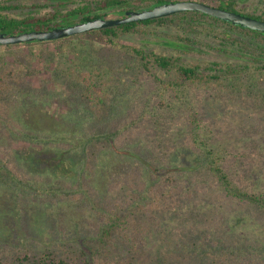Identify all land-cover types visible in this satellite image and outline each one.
Here are the masks:
<instances>
[{"label": "trees", "instance_id": "trees-1", "mask_svg": "<svg viewBox=\"0 0 264 264\" xmlns=\"http://www.w3.org/2000/svg\"><path fill=\"white\" fill-rule=\"evenodd\" d=\"M176 1H198L264 22V0H255L258 4L253 10L240 0H0V33L16 35L95 18L116 19L123 17L121 12ZM130 37L140 42L127 40ZM23 45L29 48L30 63L36 57L45 69L57 63L56 81L62 83L68 102L81 106L85 164L74 185L45 184L36 189L23 178L21 167H11L0 155V186L3 192H15L19 203L35 197L48 202L71 199L76 210H87L90 215L86 221L72 223L82 235L79 242L18 255L9 264H223L232 247L226 243L213 247L212 236H205L199 218H207L208 212L189 200L190 188L203 180L207 187L213 182L216 192L263 212L264 193L244 191L232 180L223 166L226 151L211 141L212 129L198 111L186 120L195 167H172L169 155L164 157L155 144L144 155L141 148L129 149L140 159L142 169H127L107 193L89 185L85 173L94 176L102 150L120 151L125 146L117 139L120 125L116 117L121 115L116 104L126 95L137 99V90L132 88L143 86V81L154 87L159 106L170 111L188 106L189 94L202 90L264 112V32L187 11L53 41L0 45L5 48V56L0 57V99L6 93L8 100L9 87L21 83L18 70L27 63L19 56ZM212 54L229 59L214 60ZM182 129L185 131V125ZM176 205L190 214L182 216L180 228L167 215ZM200 209L204 213L195 214Z\"/></svg>", "mask_w": 264, "mask_h": 264}, {"label": "rangeland", "instance_id": "rangeland-1", "mask_svg": "<svg viewBox=\"0 0 264 264\" xmlns=\"http://www.w3.org/2000/svg\"><path fill=\"white\" fill-rule=\"evenodd\" d=\"M240 2L249 10L258 4L255 0ZM127 40L140 42L135 37ZM28 49L23 45L19 53L27 62L18 70L21 83L9 87L8 100L6 93L0 99V155L11 167H21L25 172L23 178L36 189L45 184L74 185L78 170L85 164L82 108L68 102L62 83L56 81L57 63L49 69L38 63V57L30 63ZM4 51L0 47V57L5 56ZM34 53L39 54V46L34 47ZM211 56L214 60L229 59L218 54ZM146 82L132 88L137 90V99L126 95L121 104H116L121 115L116 117L120 125L117 139L125 146L120 151H109L107 147L102 150L94 176L85 173L89 185L107 193L127 169H142L140 159L133 157L129 149L141 148L144 155L155 144L164 157L169 155L172 167H195L197 159L191 150L186 120L191 112L198 111L204 124L212 129L211 141L217 149L226 151L223 166L230 171L232 180L244 191L264 193V112L202 90L191 92L188 98L191 104L178 106L173 112L159 106L160 99L152 91L154 87ZM211 183L210 187L204 180L195 184L190 188L189 200L208 212L207 218L200 216L199 226L205 236H212L213 247L220 248L222 243L232 247V254L223 259V264H264V212L216 192V185ZM3 189L0 186V264H9L25 253L34 255L62 243H77L82 238L72 223L86 221L90 214L87 210H76L73 200L48 202L35 197L29 203H19L15 192H3ZM179 208L180 205L171 207L167 215L173 216L170 220L180 228L182 216L188 211Z\"/></svg>", "mask_w": 264, "mask_h": 264}, {"label": "water", "instance_id": "water-1", "mask_svg": "<svg viewBox=\"0 0 264 264\" xmlns=\"http://www.w3.org/2000/svg\"><path fill=\"white\" fill-rule=\"evenodd\" d=\"M197 11L227 21L233 25L264 32V22L232 11L212 7L198 1L163 2L143 11L121 12V18H95L85 23L59 27L49 31H30L16 35L0 33V45H15L30 41H53L73 35L108 28L129 22L169 16L179 12Z\"/></svg>", "mask_w": 264, "mask_h": 264}]
</instances>
